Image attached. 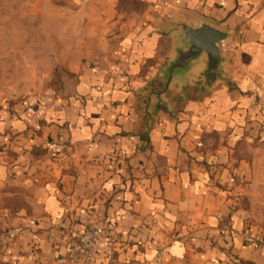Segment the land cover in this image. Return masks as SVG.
Instances as JSON below:
<instances>
[{"label": "crops", "instance_id": "obj_1", "mask_svg": "<svg viewBox=\"0 0 264 264\" xmlns=\"http://www.w3.org/2000/svg\"><path fill=\"white\" fill-rule=\"evenodd\" d=\"M104 0L120 25L59 93L0 118V244L9 264H58L65 236L101 230L98 264H264L242 187L264 173V0ZM119 13L121 15H119ZM227 34L221 79L204 55L161 91L173 23ZM65 196L70 200L65 202Z\"/></svg>", "mask_w": 264, "mask_h": 264}, {"label": "rangeland", "instance_id": "obj_2", "mask_svg": "<svg viewBox=\"0 0 264 264\" xmlns=\"http://www.w3.org/2000/svg\"><path fill=\"white\" fill-rule=\"evenodd\" d=\"M115 1L122 14L130 7L127 0ZM109 17L104 0H0V118L16 112L24 102L64 91L69 69L94 52L105 36L121 31ZM258 176L257 184L242 187L247 230L242 237L264 245L263 171ZM20 203L19 198L10 202L0 192V206ZM7 245L0 244V264H9L3 260ZM166 248L154 264H186L162 261ZM58 264L80 263L59 258Z\"/></svg>", "mask_w": 264, "mask_h": 264}, {"label": "water", "instance_id": "obj_3", "mask_svg": "<svg viewBox=\"0 0 264 264\" xmlns=\"http://www.w3.org/2000/svg\"><path fill=\"white\" fill-rule=\"evenodd\" d=\"M178 32L180 46L175 50V56L169 61L161 82V91L166 90L175 75L188 72L195 63L202 60L203 70L198 77L204 80L205 85L211 86L221 79V63L223 62L222 47L227 34L209 24L199 23L191 25L183 20L173 23Z\"/></svg>", "mask_w": 264, "mask_h": 264}, {"label": "built area", "instance_id": "obj_4", "mask_svg": "<svg viewBox=\"0 0 264 264\" xmlns=\"http://www.w3.org/2000/svg\"><path fill=\"white\" fill-rule=\"evenodd\" d=\"M70 200L65 196V202ZM101 236V230L97 227L88 226L82 230L76 237L70 238L65 236L67 241V252L60 261H72L80 264H94L96 261V252L98 240ZM246 241H251L250 237H245Z\"/></svg>", "mask_w": 264, "mask_h": 264}]
</instances>
